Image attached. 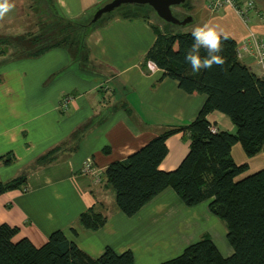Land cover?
<instances>
[{"label":"crops","instance_id":"obj_1","mask_svg":"<svg viewBox=\"0 0 264 264\" xmlns=\"http://www.w3.org/2000/svg\"><path fill=\"white\" fill-rule=\"evenodd\" d=\"M108 1L47 0L68 20H86ZM254 2L263 16L254 14L248 23L230 6L210 11L207 0L172 6H188L191 12L183 14L191 18L188 23L210 24L240 48L249 30L264 38V0ZM10 3L15 7V1ZM16 11L0 19V42L24 35L25 19L19 21ZM151 23L118 15L97 23L86 35L91 67H82L60 47L32 57L7 60L6 53L0 55V181L26 175L25 189L0 194V224L18 227L14 241L27 238L40 247L53 231L61 230L92 258L109 247L116 253L130 250L134 264H158L208 234L223 257L233 254L226 227L209 211L207 200L189 207L167 187L127 216L116 208L105 178L110 163L123 160L164 130L193 121L207 98L204 93H186L176 80L164 77L162 69L143 63L155 40ZM181 26L164 21L160 25L172 33L184 32ZM238 56L260 76L248 52ZM207 117L218 130L235 131L227 115L212 111ZM166 145L159 167L169 171L188 152L189 140L176 132ZM54 148L58 150L52 161L37 163ZM231 156L247 164L239 177L264 168V150L248 157L237 142ZM87 158L92 160L88 170ZM92 206L106 216L95 230L78 221Z\"/></svg>","mask_w":264,"mask_h":264},{"label":"trees","instance_id":"obj_2","mask_svg":"<svg viewBox=\"0 0 264 264\" xmlns=\"http://www.w3.org/2000/svg\"><path fill=\"white\" fill-rule=\"evenodd\" d=\"M146 6L151 8L122 4L117 8H123L124 13H114L115 8L94 23L90 22L92 16L87 23H79V19L68 20L53 10L56 25H50L49 33L33 36L19 57L38 56L60 47L86 68L91 62L86 44L89 30L115 15L148 21L137 15L138 9ZM62 21L66 24L61 27ZM151 26L155 40L143 63L154 61L163 70V76L176 80L183 91L204 93L207 98L193 121L164 130L123 160L107 166L104 175L114 191L115 206L125 215L132 216L167 187H171L189 207L207 200L209 211L226 227L233 254L223 257L211 237L203 234L181 254L158 264H264V168L239 177L246 171L247 164H238L231 156V147L237 142L248 157L264 150V78L239 59L237 43L228 35L220 53L225 64L192 74L190 65L184 62V54L192 44L191 32L172 33L158 25L151 23ZM82 50L85 51L83 60L79 57ZM2 52L0 49V55ZM212 111L227 115L235 131H211L213 125L207 116ZM176 132L187 136L189 149L175 169L165 171L159 165L168 152L166 139ZM57 150L54 148L41 155L37 163L52 161ZM25 186L26 175L21 174L0 181V194L25 189ZM78 221L84 228L95 230L105 223L106 216L92 206L78 216ZM17 232L16 226L0 224V264H134L130 250L116 253L107 247L99 257L92 258L61 230L53 231L40 247L27 238L14 241Z\"/></svg>","mask_w":264,"mask_h":264},{"label":"rangeland","instance_id":"obj_3","mask_svg":"<svg viewBox=\"0 0 264 264\" xmlns=\"http://www.w3.org/2000/svg\"><path fill=\"white\" fill-rule=\"evenodd\" d=\"M13 1H15V7H13L12 10H15V9L17 10L16 12L18 13V20L22 21L23 18L25 19L24 20L25 23L22 24L24 27V30H23L24 35H20L17 38H6L5 41L0 42V49L3 50L4 52V53L2 52L3 54L5 53L7 54V55L5 54L8 57L7 60H9L10 58H15L17 56H20L23 53V50L25 49V45L28 44V41L30 42L33 39L32 38L33 36L40 35L41 33H44V32L49 33L51 31L50 25L51 24L56 25L54 22V18H53V9L49 7L47 0H13ZM192 1H196V0H189V3H191ZM197 1H203V0H197ZM171 8H172L173 14L179 19H183L187 16V15L184 16L183 14H187L191 12L189 7L186 5L172 6ZM262 10L264 11V8ZM123 11L124 9L120 7L114 10L113 12L116 14H119V13H122ZM127 11L131 13L130 12L131 10H127ZM22 12H24L25 15ZM93 14L91 16H93ZM137 15L140 17L141 16L146 17L148 20L152 22L153 25L160 26L161 22L164 21L161 17H159V15L152 8H148V7L145 9H138ZM189 15L190 14H188V16ZM87 19H89V17ZM87 19L79 20V23H87L88 22ZM65 24L66 23L62 21L60 23V26L61 27L65 26ZM193 28H194V24L192 23H188L186 25L181 26V29L184 32H189ZM30 31L33 34H27V32L29 33ZM83 35L84 34L82 33L80 35V38H82ZM76 50H79V48L77 47ZM81 53L82 54H79V57L83 60L85 51L82 50ZM91 66H92V62H90L88 67H91Z\"/></svg>","mask_w":264,"mask_h":264},{"label":"clouds","instance_id":"obj_4","mask_svg":"<svg viewBox=\"0 0 264 264\" xmlns=\"http://www.w3.org/2000/svg\"><path fill=\"white\" fill-rule=\"evenodd\" d=\"M13 7L14 4L10 3V0H0V19ZM191 36L192 44L184 54V62L190 65L192 74H199L214 65L222 67L225 64V59L220 53L223 51V41L228 39L227 35H222L216 27L205 23L194 27ZM154 65V61H149L150 68Z\"/></svg>","mask_w":264,"mask_h":264},{"label":"built area","instance_id":"obj_5","mask_svg":"<svg viewBox=\"0 0 264 264\" xmlns=\"http://www.w3.org/2000/svg\"><path fill=\"white\" fill-rule=\"evenodd\" d=\"M224 6L232 7L239 17L245 22L248 23L251 19V16L254 14L262 17V13L257 12L256 4L254 0H207V8L212 11H218ZM238 52H248L254 58L255 63L259 67L260 76L264 78V38L261 37L253 30H249L245 39L241 42L240 48H237ZM69 99H65L63 106L68 102ZM217 128L213 125L211 126V131H216ZM92 160L90 158L86 159V169L91 166ZM96 175V179L99 180L100 176L97 172H93Z\"/></svg>","mask_w":264,"mask_h":264},{"label":"water","instance_id":"obj_6","mask_svg":"<svg viewBox=\"0 0 264 264\" xmlns=\"http://www.w3.org/2000/svg\"><path fill=\"white\" fill-rule=\"evenodd\" d=\"M184 1L185 0H112L96 9L90 22H96L102 17V15L111 12L122 4H141L150 6L159 15V17L166 22L177 25H185L191 20V18L186 17L180 20L176 18L171 11L172 5L180 4Z\"/></svg>","mask_w":264,"mask_h":264}]
</instances>
